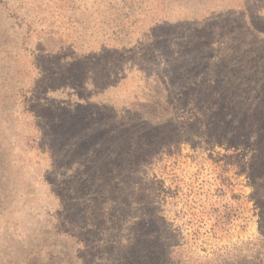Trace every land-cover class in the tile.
I'll return each mask as SVG.
<instances>
[{
  "label": "rangeland",
  "instance_id": "obj_1",
  "mask_svg": "<svg viewBox=\"0 0 264 264\" xmlns=\"http://www.w3.org/2000/svg\"><path fill=\"white\" fill-rule=\"evenodd\" d=\"M0 264H264V0H0Z\"/></svg>",
  "mask_w": 264,
  "mask_h": 264
}]
</instances>
